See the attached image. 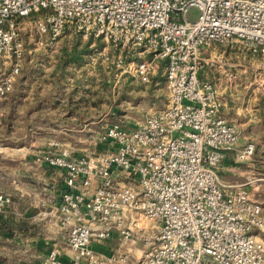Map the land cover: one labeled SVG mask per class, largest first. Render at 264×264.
I'll list each match as a JSON object with an SVG mask.
<instances>
[{
	"label": "built area",
	"instance_id": "obj_1",
	"mask_svg": "<svg viewBox=\"0 0 264 264\" xmlns=\"http://www.w3.org/2000/svg\"><path fill=\"white\" fill-rule=\"evenodd\" d=\"M191 6L199 8L194 20ZM71 31L101 40L91 54L115 56L122 73L143 82L165 61L169 102L135 128L107 127L103 150L45 157L65 168L57 213L71 253L64 260L54 249L35 264H126L137 242L139 264H264V238L255 233L264 231L262 205L248 182L220 174L229 152L246 161L255 144L241 145L242 129L218 113L221 89L199 75L220 65L233 81L232 50L264 56V0H0V96L22 73L27 38L52 46ZM214 45L219 52L205 55ZM258 65L264 73V59ZM10 200L0 194V209ZM141 218L157 225L148 230ZM114 236L115 252L92 246Z\"/></svg>",
	"mask_w": 264,
	"mask_h": 264
},
{
	"label": "rangeland",
	"instance_id": "obj_2",
	"mask_svg": "<svg viewBox=\"0 0 264 264\" xmlns=\"http://www.w3.org/2000/svg\"><path fill=\"white\" fill-rule=\"evenodd\" d=\"M198 14L197 6L189 8L190 20ZM34 36L27 38L30 47L36 49L24 59L23 73L13 90L0 96V194L11 198L0 209V264H35L54 249L61 257L66 255V248L71 253L69 230L57 213L67 189L65 168L50 164L46 156L57 158L70 149L75 158L103 150L101 136L107 127L118 124L135 128L169 102L163 60L150 81L143 82L122 73L115 56L107 59L91 54V43L105 45L99 39H84L71 31L52 46L36 47ZM74 46L83 51L82 58L61 67V57ZM230 53L233 60L243 64L239 87L252 93L254 108L264 109V73L258 65L264 56L247 52L235 58V50ZM256 150L255 167L264 182V148L256 145ZM33 156L37 168L28 165ZM38 157L42 160L37 161ZM222 179L226 183L233 180L226 176ZM251 180L255 185L261 183ZM257 194L263 199L264 185ZM141 222L148 230L157 225L145 218ZM255 233L264 238V231L255 229ZM129 245L133 257L126 264H139L142 243ZM92 246L99 253H112L120 248V238L94 240Z\"/></svg>",
	"mask_w": 264,
	"mask_h": 264
},
{
	"label": "crops",
	"instance_id": "obj_3",
	"mask_svg": "<svg viewBox=\"0 0 264 264\" xmlns=\"http://www.w3.org/2000/svg\"><path fill=\"white\" fill-rule=\"evenodd\" d=\"M214 48L216 49L215 51H211V48H206L204 50V54H217L220 48L217 45H214ZM35 49V47H31L25 55V58ZM234 57L239 58V55ZM230 60L233 64H236V68L238 70V78L236 80H229L225 72V68L220 65H207L200 70V78L204 81L207 80L214 82L221 89L220 97L222 99V106L220 107L218 113L221 117L236 124L244 130L245 134L241 139V145L243 146L247 142L251 141L255 144V148L256 145L264 148V109L254 108V105L252 104L254 98L251 97L252 93H250L247 88L243 89L239 87L238 80H240L243 76L240 72L243 71L242 68H240V66L243 65L241 64V61L236 62L233 60L231 53ZM23 68L24 66H22V73ZM257 155V150L255 149L254 155L249 160L240 162L235 157V151L229 152L220 174L222 177L226 176L227 178L233 179L232 183L248 182L249 184L247 186L250 188L254 199L262 205V213L264 215V197L262 199L257 194L259 188L264 185L262 178H259L261 172H259V169L255 167L256 160L258 158ZM30 158H32V162L28 164L29 167H39V165L33 161L35 156ZM235 177H238L239 179L236 180ZM252 178L258 179L256 181L261 180L262 184L257 183V185H255V183H253L254 180H251ZM66 250V255L62 256L64 260L69 259V250L68 248H66Z\"/></svg>",
	"mask_w": 264,
	"mask_h": 264
},
{
	"label": "trees",
	"instance_id": "obj_4",
	"mask_svg": "<svg viewBox=\"0 0 264 264\" xmlns=\"http://www.w3.org/2000/svg\"><path fill=\"white\" fill-rule=\"evenodd\" d=\"M82 53H83L82 50H79L76 46H74L71 51L65 52L63 54V56L61 57V60L59 62L60 66L62 67L71 61L80 60L83 56ZM60 66H59V68H60Z\"/></svg>",
	"mask_w": 264,
	"mask_h": 264
}]
</instances>
